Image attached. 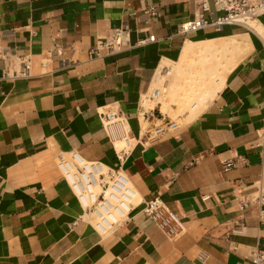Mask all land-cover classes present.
<instances>
[{
	"label": "crops",
	"instance_id": "1",
	"mask_svg": "<svg viewBox=\"0 0 264 264\" xmlns=\"http://www.w3.org/2000/svg\"><path fill=\"white\" fill-rule=\"evenodd\" d=\"M150 5L157 16L142 14ZM195 14L193 0H0V264H249L264 249V38L242 25L178 33ZM118 26L130 29L124 47L94 56ZM148 34L156 40L138 44ZM233 35L248 36V53L216 79L218 91L195 88L206 71L199 50ZM155 88L162 96L144 121L140 99ZM179 90L200 104L180 105ZM106 105L132 129L121 170L140 199L160 197L183 217L180 236L168 238L140 208L102 236L63 178L60 152L120 166L98 116ZM174 118L177 131L148 140ZM229 159L238 165L226 170Z\"/></svg>",
	"mask_w": 264,
	"mask_h": 264
},
{
	"label": "built area",
	"instance_id": "2",
	"mask_svg": "<svg viewBox=\"0 0 264 264\" xmlns=\"http://www.w3.org/2000/svg\"><path fill=\"white\" fill-rule=\"evenodd\" d=\"M193 1L196 14L178 25L180 34H188L208 27L222 30L227 25L246 26L249 20L259 19L264 15V0H213L214 7L210 0ZM142 14L155 17L159 11L156 5H150ZM129 36V28L114 27L107 36L99 38L90 51L96 57L116 53L124 47ZM155 40L154 34H148L139 39L138 44L143 45ZM58 52L61 53V51ZM30 66V60L27 57H21L19 75L28 76ZM171 73L172 69L167 67L165 75ZM144 95L149 101H155L160 99L162 91L160 88H155ZM195 107L196 104L193 105V108ZM155 110V107L144 110V119L154 116ZM98 116L107 137L115 146L120 166L110 167L101 161L87 160L78 151L60 152L57 157L58 168L76 199L86 211L93 215L95 230L100 235L106 236L128 221L136 208H140L141 212L168 238L174 239L180 236L186 231L183 217L172 210L160 197L140 199L132 179L121 170V165L129 155L133 144L128 116L112 105H106L104 109L98 110ZM138 116L140 117V105ZM179 128L178 119H167L148 132V140L157 141ZM117 141L123 143L121 148L117 147ZM223 164L225 169L229 170L238 165V161L229 159ZM207 198L206 195L203 197V199ZM245 206L246 203L242 201V207ZM249 264H264L263 248L257 247L251 252Z\"/></svg>",
	"mask_w": 264,
	"mask_h": 264
},
{
	"label": "bare ground",
	"instance_id": "3",
	"mask_svg": "<svg viewBox=\"0 0 264 264\" xmlns=\"http://www.w3.org/2000/svg\"><path fill=\"white\" fill-rule=\"evenodd\" d=\"M246 27L247 28H251L253 31H255L257 34L261 35L263 38H264V30H261L262 29V25L260 23V20L258 19H251L249 20L247 23H246ZM261 30V31H260ZM244 37H248V36H230V37H226V38H223V39H219V40H215V41H211V42H208L206 43L199 51L201 54L203 55H207L211 53H214V52H227L232 49L233 51L231 52V56L228 57V70L229 68H231L233 65H235L236 63H238L249 51V46L246 44V42H243V39ZM239 39H242V40H239ZM248 40V38H247ZM250 43V41H249ZM189 45V44H188ZM187 45V47H188ZM198 45V44H197ZM251 45V44H250ZM197 49V48H196ZM183 55H182V59H186L188 57V54H189V51L188 49L186 48H183ZM212 55V54H211ZM192 56V55H191ZM202 56V55H201ZM202 59V58H201ZM211 59V58H210ZM183 62V61H182ZM181 62V63H182ZM215 66H213L214 68ZM172 69V67H169ZM206 69V68H205ZM173 71V69H172ZM202 71V69L200 70V72ZM205 72V71H203ZM219 72V71H217ZM199 73V72H198ZM216 73V72H215ZM222 73V72H221ZM221 73H219L221 75ZM172 74V73H171ZM170 74V75H171ZM198 75V74H197ZM201 75V74H199ZM198 75V76H199ZM227 75V74H226ZM226 77V76H225ZM200 78V77H199ZM223 79V78H222ZM221 79V80H222ZM218 81V80H216ZM196 83V82H195ZM216 86V84H215ZM219 89V86L215 87L213 90L215 92V90ZM197 90V89H196ZM210 90V89H209ZM218 91V90H217ZM216 91V92H217ZM209 92V91H208ZM204 93V92H203ZM196 104V103H194ZM193 104V105H194ZM192 105V107H193ZM197 106V104H196ZM149 107H152V102L149 101L146 96L143 94L142 95V98H141V101H140V117L145 121L144 119V110H147ZM145 128V126H144ZM143 128V129H144ZM118 145V148H121L123 145H122V142L121 141H117L116 143Z\"/></svg>",
	"mask_w": 264,
	"mask_h": 264
},
{
	"label": "rangeland",
	"instance_id": "4",
	"mask_svg": "<svg viewBox=\"0 0 264 264\" xmlns=\"http://www.w3.org/2000/svg\"><path fill=\"white\" fill-rule=\"evenodd\" d=\"M211 54H210V56H209V54L204 56V64H205L206 71L204 72L203 76L200 75L199 76L200 78H198V79L193 78L192 79V81H194V87L195 88L199 87V89L203 88L204 91H207L210 88L217 87V86H214L216 79L218 77H220L221 79L225 77V75L228 71V65H227L228 57L231 56L230 55L231 53L229 51L219 52V53L214 52ZM213 66H215V67L213 68ZM190 67H192V66H190ZM179 71H180L179 68L178 69L174 68L171 75H173V77L176 76L175 79L179 81L180 85H184L183 80L187 79V77L186 78L184 77L183 79L182 78L179 79V77H178V75H180ZM217 71H219V72H217ZM219 73H221V75ZM197 81H199V83ZM197 83H198V86H197ZM178 88H180V87L178 86ZM184 95H187L189 97H184ZM174 99L178 100L180 105H183V106L186 105V106L192 107V105L196 102H198L200 104L198 97H194L193 94H190L187 91L186 92L184 91V93H183L179 90V93L175 95ZM174 115H177V114H174Z\"/></svg>",
	"mask_w": 264,
	"mask_h": 264
}]
</instances>
